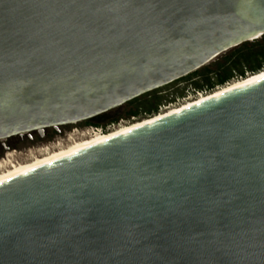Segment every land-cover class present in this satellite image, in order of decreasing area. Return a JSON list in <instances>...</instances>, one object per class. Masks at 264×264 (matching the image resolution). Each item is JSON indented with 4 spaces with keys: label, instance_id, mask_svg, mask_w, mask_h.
<instances>
[{
    "label": "water",
    "instance_id": "obj_1",
    "mask_svg": "<svg viewBox=\"0 0 264 264\" xmlns=\"http://www.w3.org/2000/svg\"><path fill=\"white\" fill-rule=\"evenodd\" d=\"M262 35L264 0H0V139ZM0 264H264V77L1 183Z\"/></svg>",
    "mask_w": 264,
    "mask_h": 264
},
{
    "label": "bare ground",
    "instance_id": "obj_2",
    "mask_svg": "<svg viewBox=\"0 0 264 264\" xmlns=\"http://www.w3.org/2000/svg\"><path fill=\"white\" fill-rule=\"evenodd\" d=\"M264 77V71L256 74V75H250L244 76L239 79H234L229 83V85L223 87V88H216L212 92L201 94L195 98H190L186 100L185 102L176 105V106H170L169 108L160 111L158 114L146 118L144 120L132 123L127 126H123L121 128L115 129L108 133H97L91 136H88L84 140L77 141L71 145H68L64 148H61L59 150L54 151L53 153L46 154V155H35L31 160L25 159L24 161H21L19 163H15L11 167L0 171V184L11 180L13 178H16L18 176H21L29 171H32L34 169L46 166L48 164H51L55 161L61 160L65 157H68L70 155H73L81 150H84L86 148L98 145L106 140L121 136L125 133H128L129 131H132L134 129H137L139 127H143L145 125H148L149 123H152L154 121H157L159 119H163L165 117H168L170 115L176 114L178 112H181L189 107H192L194 105H197L199 103L205 102L209 99H212L214 97L220 96L224 93H227L229 91H232L234 89L243 87L245 85L251 84L255 81H258ZM226 83V84H228ZM225 85V84H224ZM10 154V153H9ZM3 162V160L1 161Z\"/></svg>",
    "mask_w": 264,
    "mask_h": 264
},
{
    "label": "trees",
    "instance_id": "obj_3",
    "mask_svg": "<svg viewBox=\"0 0 264 264\" xmlns=\"http://www.w3.org/2000/svg\"><path fill=\"white\" fill-rule=\"evenodd\" d=\"M256 40L251 43V47H257V50H252L248 46V42L243 43L235 47L236 49L226 58L224 63L218 65L217 69L205 68L203 71L196 70L185 77L190 76V80L199 77L197 80H192L193 85L198 89H203L204 86H208L209 89L215 85H223L229 82L236 75L244 77L246 72H258L264 67V35ZM214 78L216 80H213ZM155 91L156 89L129 101L128 103H135V106L129 110L128 116L136 117L141 113L149 115L154 113L156 115L158 106L161 103V96L157 95L159 91L157 93ZM144 96L147 98L142 100Z\"/></svg>",
    "mask_w": 264,
    "mask_h": 264
},
{
    "label": "flooded vegetation",
    "instance_id": "obj_4",
    "mask_svg": "<svg viewBox=\"0 0 264 264\" xmlns=\"http://www.w3.org/2000/svg\"><path fill=\"white\" fill-rule=\"evenodd\" d=\"M213 80H216L215 78ZM215 86H213L210 89H214ZM195 89H198L194 86ZM143 114V113H141ZM141 114L137 115L136 117H140ZM133 117V116H132ZM130 119V118H129ZM119 120H123L121 117H119L118 115L114 114H110V111L102 113L100 115H97L95 117H92L90 119L84 120V121H79L77 122V124H80V126H88V125H100L103 126L105 128V130H107V125L110 122H119ZM73 123H69V124H65V125H61L59 127H46L43 130H32L30 132L27 133H23V134H16V135H12L8 138L5 139H0V159L2 160H6L9 162V160L11 161V165L14 164L16 161L18 162L19 159L21 160H25L28 159L27 158L29 156V154L32 152L35 155H46V154H50L53 153L56 150H59L61 148H64L68 145H71L77 141L80 140H84L87 137H83V138H74L70 141H68L66 138H64V143H60L58 145H54L53 147L47 149V150H42V151H38V148L41 147L44 144H51L54 143V141L56 140L55 137L59 134H63L64 131L68 130V129H72L74 126ZM121 128L120 126H117L115 129ZM112 129L109 132L115 130ZM108 133V132H106ZM68 141V142H67ZM67 142V143H65ZM13 147H18V149H15V156H17V158H13L11 156H7V154H5V152H8L9 149H13ZM4 157H3V156ZM33 158V157H32ZM15 159V160H14Z\"/></svg>",
    "mask_w": 264,
    "mask_h": 264
},
{
    "label": "rangeland",
    "instance_id": "obj_5",
    "mask_svg": "<svg viewBox=\"0 0 264 264\" xmlns=\"http://www.w3.org/2000/svg\"><path fill=\"white\" fill-rule=\"evenodd\" d=\"M255 41H257V40H253V41L248 42L249 43L248 46L252 50H257V47H253V46L251 47V43H254ZM234 49H236V48H232V49L220 54L219 56H217L216 58L211 60L209 63H207L205 66L201 67L197 71H203L205 68L217 69L218 65L221 63H224L226 58L231 55V53L234 51ZM263 71H264V67L261 70H259L258 72H255V73L249 72V74L250 75H256V74H259ZM189 78H191V77L188 76L185 78H180V79H177V80H175V81H173V82H171V83H169L163 87L156 89V91H155L156 93L159 91L157 93V95L161 96V103L158 106V112L157 113L169 108L170 106L179 105V104L185 102L186 100H188L190 98H195L198 96L197 93L193 90L194 85L192 83V80H194V79L197 80V79H199V77L194 78L192 80H190ZM230 81H232V79ZM227 85H229V83L228 84L225 83V85L224 84L223 85H215L213 90H215L218 87L223 88ZM213 90H208L207 93L212 92ZM204 94H206V93H204ZM146 98L147 97L144 96V97H142V100H145ZM184 99H186V100H184ZM134 106H135V103H128L127 102V103L123 104L122 106H119V107H116V108L110 110V114H112V115L116 114L123 119V120H119L121 123V127L130 125L132 123L144 120L147 117L155 115L154 113L151 115L143 113V114H141L140 117H129L128 112H129V110L134 108ZM160 107H161V109H160ZM73 126H75V125H73ZM78 126H80V124H78ZM69 130H71V129H68V131ZM74 138H76V136ZM67 142H65V143H67ZM15 149L17 150L18 147H13V149H9L8 151L10 152V154H7V152H5V154H7V156L9 155L13 158H17V156L14 155ZM34 156H35V154H33L31 152L27 158H29L31 160L32 157H34ZM1 160L2 159H0V161ZM21 161H24V160L19 159V161L18 162L16 161L15 163H19ZM14 164H12V165H14ZM12 165H11V161L9 160V162H8L5 158V160H3V162L0 163V171H3L5 169L9 168Z\"/></svg>",
    "mask_w": 264,
    "mask_h": 264
},
{
    "label": "built area",
    "instance_id": "obj_6",
    "mask_svg": "<svg viewBox=\"0 0 264 264\" xmlns=\"http://www.w3.org/2000/svg\"><path fill=\"white\" fill-rule=\"evenodd\" d=\"M249 74V72H246L244 76H247ZM243 76H238L236 75L232 80L234 79H239L242 78ZM230 82V81H229ZM228 83V82H227ZM197 95H201L204 93L208 92V86H204L203 89H193ZM213 90V89H210ZM161 109V107H160ZM73 124L75 125L71 130H66L64 131L63 134H59L55 137V141L54 143L51 144H44L41 147L38 148V151H42V150H47L51 147H53L54 145H58L60 143H64V138H66L68 141L74 139V137L76 136V138H83V137H87V136H91L97 133H106L109 132L112 129H115L117 126H120L121 124H119V122H110L107 125V130H105V128L103 126L100 125H88V126H78L77 122H73ZM10 152L8 151L7 154H9ZM2 161V160H1ZM0 161V163H1Z\"/></svg>",
    "mask_w": 264,
    "mask_h": 264
}]
</instances>
